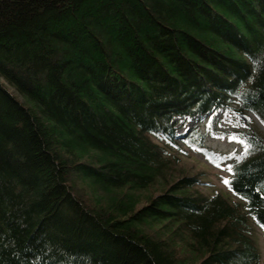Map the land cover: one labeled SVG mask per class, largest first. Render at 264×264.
<instances>
[{
	"label": "trees",
	"instance_id": "obj_1",
	"mask_svg": "<svg viewBox=\"0 0 264 264\" xmlns=\"http://www.w3.org/2000/svg\"><path fill=\"white\" fill-rule=\"evenodd\" d=\"M0 80L29 105L0 81V264L260 263L264 136L203 143L218 113L264 127V0H0ZM179 142L237 201L198 190Z\"/></svg>",
	"mask_w": 264,
	"mask_h": 264
},
{
	"label": "rangeland",
	"instance_id": "obj_2",
	"mask_svg": "<svg viewBox=\"0 0 264 264\" xmlns=\"http://www.w3.org/2000/svg\"><path fill=\"white\" fill-rule=\"evenodd\" d=\"M1 81V80H0ZM8 92H10L18 101L25 104V106H29L23 99L14 91V89L8 86L6 83L1 81ZM245 113V112H243ZM250 117L249 123L254 129H256L261 135L264 136V127L259 122V120L252 115L251 113L246 112ZM238 113L226 112V113H218L212 115L214 119L212 122L211 130L216 134L214 137H206L204 139L203 145L210 149L213 152L227 154L230 152H238L241 147L236 142L230 140L229 133L235 130L243 129V123L240 118L237 116ZM209 116H204L203 119H189L185 122V124L178 128V133H185V135L190 134L192 131L199 130L201 133L205 131L207 125V120ZM181 149L186 151V154L180 155V165L185 170L186 173L190 175L198 174L199 179L201 180V184L197 186L198 190L203 194H212V193H220L224 196L228 201L234 202L237 201L225 188L222 183V180L228 175V170L225 164H221L220 166H214L210 162H208L197 150L190 149L184 142H179ZM95 158L94 152L87 151L86 153H80L78 158L81 162H93L86 155ZM75 185L78 189H82L85 191L83 194L86 201H89L90 204L96 202L97 204L101 203V199L103 197L101 194H97L96 189L88 185L84 180L75 181ZM249 224L250 235L258 249L260 255V263L262 264V259L264 256V247L262 241L261 231L254 226L252 223Z\"/></svg>",
	"mask_w": 264,
	"mask_h": 264
},
{
	"label": "water",
	"instance_id": "obj_3",
	"mask_svg": "<svg viewBox=\"0 0 264 264\" xmlns=\"http://www.w3.org/2000/svg\"><path fill=\"white\" fill-rule=\"evenodd\" d=\"M238 117L240 118V120L242 121V123H247L249 121V116L247 115V113H239Z\"/></svg>",
	"mask_w": 264,
	"mask_h": 264
},
{
	"label": "snow or ice",
	"instance_id": "obj_4",
	"mask_svg": "<svg viewBox=\"0 0 264 264\" xmlns=\"http://www.w3.org/2000/svg\"><path fill=\"white\" fill-rule=\"evenodd\" d=\"M224 183H225V184H228V183H230V181L225 180ZM262 227H264V225H262Z\"/></svg>",
	"mask_w": 264,
	"mask_h": 264
}]
</instances>
